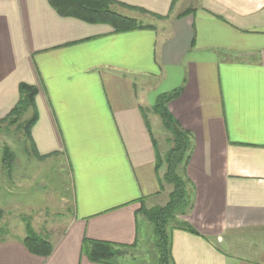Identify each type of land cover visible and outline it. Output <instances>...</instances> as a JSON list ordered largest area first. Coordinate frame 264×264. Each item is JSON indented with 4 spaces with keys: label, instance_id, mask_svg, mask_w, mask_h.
<instances>
[{
    "label": "crops",
    "instance_id": "obj_1",
    "mask_svg": "<svg viewBox=\"0 0 264 264\" xmlns=\"http://www.w3.org/2000/svg\"><path fill=\"white\" fill-rule=\"evenodd\" d=\"M116 1L125 4L116 9L156 24L115 32L61 16L49 0H0V119L18 103L21 83L38 89L31 138L19 131L33 157L14 163L22 198L12 205L69 207L60 191L33 202L53 163L66 171L73 195L72 217L55 239L46 235L49 256L25 246V230L0 242V264H100L83 252L85 238L142 240L143 203L151 208L167 200L155 141L162 153L167 148L148 114L159 96L177 89L169 111L193 135L187 175L194 207L183 218L199 234L171 232L173 262L264 264V249H253L251 258L220 246L230 233L264 229V0ZM34 218L45 226L51 219Z\"/></svg>",
    "mask_w": 264,
    "mask_h": 264
},
{
    "label": "trees",
    "instance_id": "obj_2",
    "mask_svg": "<svg viewBox=\"0 0 264 264\" xmlns=\"http://www.w3.org/2000/svg\"><path fill=\"white\" fill-rule=\"evenodd\" d=\"M57 13L64 17H72L90 24H106L115 32H126L148 27L142 21L123 15L115 8L125 4L116 0H49ZM145 13L144 10H140ZM181 89L159 96L152 110L159 115L167 131L166 151H157V170L164 167L161 185L166 184L167 200L163 205L147 208L144 203L139 214L153 226L155 248L158 256L157 264H174L171 255V232L174 229L199 232L187 220L180 218L188 216L194 207V185L187 175V168L193 150V135L184 129L169 111L168 103L180 94ZM20 98L11 112L0 121H7L23 129L28 138H31V128L37 121L36 96L38 89L34 85L21 83L19 86ZM28 113L30 116L28 117ZM27 117V118H26ZM23 119V120H22ZM3 160L8 161L9 170L14 161V152L11 148H4ZM11 171V170H10ZM3 211L0 210V218ZM25 222V246L34 254L49 256L53 250L50 240L37 232L29 219ZM6 228L0 226V242L7 237ZM138 242L133 244H119L110 241L85 238L82 249L87 257L100 264H128L127 258L132 255Z\"/></svg>",
    "mask_w": 264,
    "mask_h": 264
},
{
    "label": "rangeland",
    "instance_id": "obj_3",
    "mask_svg": "<svg viewBox=\"0 0 264 264\" xmlns=\"http://www.w3.org/2000/svg\"><path fill=\"white\" fill-rule=\"evenodd\" d=\"M116 9V8H115ZM118 12L123 11L119 8L116 9ZM124 14L128 16H133L134 14L129 11H123ZM144 24L152 23L156 24V21L151 19L150 17H139ZM149 112V120L151 122V126L153 129V133L155 137L159 140L160 146L163 148V141L165 142V147L168 145L166 143L167 135L164 133V129L160 123V121H154L155 117L154 113ZM30 116V113L27 115ZM27 118V117H26ZM159 118V117H156ZM23 120V119H22ZM159 120V119H157ZM21 131L18 128V125H12L7 121H0V204L4 205L3 214L0 218V226L6 228L4 232L7 238L18 237L25 233V222L23 218H27L30 220L33 226V219L35 222L34 229H38L39 232L49 237V239H55L57 237V233L60 232L58 229L59 225H62L66 221V217H72L73 210V195H72V185L71 181L66 178V171L63 172L56 167V164L53 163V167L49 168V170L45 171L49 178L48 183L45 185L43 192H40L36 196V200L33 198L34 203H42L44 200H49V194L55 195L57 191L63 192L65 195H68L70 198L69 207L64 210H52L51 207H47L46 210L49 212H44L42 210H38L37 207L29 206V208H22L12 205L14 199L19 198L21 192L15 190L14 180L12 175V169L14 163L25 164L27 159H32L33 155L28 153V150L31 148V145L28 140L22 135L19 134ZM167 132V131H165ZM164 137V138H163ZM9 147L13 150L15 158L13 164L11 165V171L9 170L8 161L3 160V152L4 148ZM51 176V177H50ZM168 195L166 194V197ZM28 197V196H27ZM30 197V196H29ZM33 196H31L32 198ZM24 198V197H23ZM26 198V197H25ZM165 197L160 198L159 201H162ZM166 201V200H164ZM165 203V202H162ZM36 215H47L48 218L46 222V226L41 218H37L35 220L34 216ZM183 218V217H180ZM184 219V218H183ZM55 225L52 229L49 228L51 225ZM139 226L141 229V239L138 241V245L134 250H132V255L127 258L128 264H157L158 256L156 254L155 248V236L153 233V226L147 219L142 216L139 218ZM226 241L220 246L227 251L228 253L238 254V255H247L248 257L254 258L255 252L253 249H264V229L263 228H244L236 231L235 233H230L225 236ZM254 252V253H252Z\"/></svg>",
    "mask_w": 264,
    "mask_h": 264
}]
</instances>
